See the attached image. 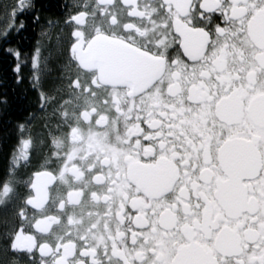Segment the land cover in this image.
Instances as JSON below:
<instances>
[{
	"label": "snow or ice",
	"instance_id": "snow-or-ice-1",
	"mask_svg": "<svg viewBox=\"0 0 264 264\" xmlns=\"http://www.w3.org/2000/svg\"><path fill=\"white\" fill-rule=\"evenodd\" d=\"M0 4L41 40L0 177V264H264V0ZM46 25V26H45ZM7 105V99L0 101ZM5 146L0 140V151Z\"/></svg>",
	"mask_w": 264,
	"mask_h": 264
},
{
	"label": "flooded vegetation",
	"instance_id": "flooded-vegetation-1",
	"mask_svg": "<svg viewBox=\"0 0 264 264\" xmlns=\"http://www.w3.org/2000/svg\"><path fill=\"white\" fill-rule=\"evenodd\" d=\"M71 2L72 0H35L38 7L43 6V11L45 13H50L53 17L61 16L63 11L62 5L70 4ZM3 3H13V0H0V4ZM26 19L28 21L26 28L19 33V36L12 35L9 40L11 45H15L21 52L27 53V55L21 56V60L24 61L22 68L24 78L22 82H16L15 75L12 71L15 57L6 53L3 50V45H0V101L5 98L7 99V105L0 103V127H3L5 124L11 127V123L13 127H15V121H17V119L9 118V112L12 108L17 107L20 108V111L28 108L24 111L21 118L28 112L36 111L37 124L43 122L40 119L42 113L38 109L37 93L33 90L29 80V76L31 75V53L36 46V41L38 39L41 40L43 55L48 59V67L51 69L48 78L45 80V87H51L55 82L54 78L57 76L60 64L62 63V59L59 57V45L57 43L56 31L53 30L51 32V39L48 37H41L39 35L41 26L31 22L30 14ZM2 29L3 24L0 23V30ZM17 94L20 97L19 100L17 99ZM4 171V169L0 170V177L3 176ZM21 264H25V262L21 261Z\"/></svg>",
	"mask_w": 264,
	"mask_h": 264
},
{
	"label": "trees",
	"instance_id": "trees-1",
	"mask_svg": "<svg viewBox=\"0 0 264 264\" xmlns=\"http://www.w3.org/2000/svg\"><path fill=\"white\" fill-rule=\"evenodd\" d=\"M18 96V94H17ZM18 100L20 99V97L18 96L17 98ZM28 109V108H26ZM26 109L21 110L20 108H12L9 112V118L11 119H22V115L24 114V111H26ZM14 122V120H13ZM12 135V136H11ZM0 140L3 141V144L5 146V150L4 151H0V170L4 169L7 167L8 161V154L10 152V145L15 143L16 141V129L15 127H13L12 123H11V127L7 126L6 124L3 127H0Z\"/></svg>",
	"mask_w": 264,
	"mask_h": 264
}]
</instances>
